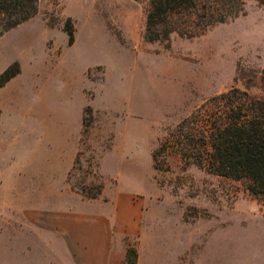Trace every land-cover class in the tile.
<instances>
[{
  "label": "rangeland",
  "instance_id": "rangeland-1",
  "mask_svg": "<svg viewBox=\"0 0 264 264\" xmlns=\"http://www.w3.org/2000/svg\"><path fill=\"white\" fill-rule=\"evenodd\" d=\"M243 2L239 17L202 34L149 43V0H39L34 18L0 37V74L21 66L0 89V105L17 110L19 137L29 118L36 148L44 145L50 101L97 108L85 111L93 123L84 126L70 181L77 188L100 182L97 151L87 143L109 139L98 169L108 173L104 199L113 207L101 199L79 205L113 222L109 264L124 259L123 233L138 264H264V196L244 181L186 166L174 151L159 157L169 170L153 160L169 133L212 97L239 88L264 99V4ZM58 213L43 217L54 224ZM22 218L0 210V264H81L58 256L55 228L23 238Z\"/></svg>",
  "mask_w": 264,
  "mask_h": 264
},
{
  "label": "trees",
  "instance_id": "trees-1",
  "mask_svg": "<svg viewBox=\"0 0 264 264\" xmlns=\"http://www.w3.org/2000/svg\"><path fill=\"white\" fill-rule=\"evenodd\" d=\"M38 12L39 0H0V37ZM243 12V0H149L144 39L157 43L169 41L174 34L195 37ZM66 32L73 45L71 24ZM20 73L18 62L8 67L0 74V89ZM85 111L90 113L92 108ZM92 123L91 117L86 118L84 126L89 128ZM170 151L186 166L244 181L252 194L264 196V99L239 88L212 97L182 120L153 152L156 169L169 170L159 163V157ZM101 180L91 188H73L85 198L95 199L103 194ZM138 257V251L128 246L126 264H138Z\"/></svg>",
  "mask_w": 264,
  "mask_h": 264
},
{
  "label": "crops",
  "instance_id": "crops-1",
  "mask_svg": "<svg viewBox=\"0 0 264 264\" xmlns=\"http://www.w3.org/2000/svg\"><path fill=\"white\" fill-rule=\"evenodd\" d=\"M48 106L45 143L37 149L33 139L35 121L28 118L24 135L19 137L17 110L9 104L0 105V210L23 214L22 219H27L28 224H20L21 236L25 238L26 234L29 241L44 237L55 228L60 236L56 244L58 256L72 254L81 264H109L113 254V222L106 215L87 213L80 206L101 199L112 203L113 207L112 201L104 199L106 186L110 184L105 182L108 173L98 169L101 153L112 150L107 148L110 140L91 137L87 143L95 153L97 151V173L103 180L104 190L98 198H85L73 188L70 176L83 149L84 116L88 106L54 100L47 103ZM89 107L97 111L96 107ZM52 212H59V220L54 224L43 217ZM24 226H29L28 231ZM126 235H121L124 255L121 264H126Z\"/></svg>",
  "mask_w": 264,
  "mask_h": 264
}]
</instances>
